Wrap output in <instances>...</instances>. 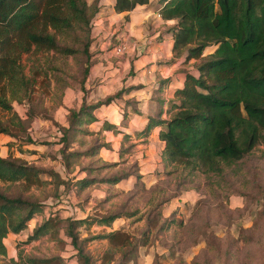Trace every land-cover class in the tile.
<instances>
[{"label":"trees","instance_id":"obj_1","mask_svg":"<svg viewBox=\"0 0 264 264\" xmlns=\"http://www.w3.org/2000/svg\"><path fill=\"white\" fill-rule=\"evenodd\" d=\"M146 2L114 0L112 7L116 12L126 11ZM97 9V0H0V110H10L22 132L31 115L27 114V125L22 124L24 120L13 111L12 101L28 102L36 82L42 92H47L49 69L57 71V76L50 74L61 94L63 87L70 85L66 77L74 78L73 72L64 68L70 56L78 68L77 81L83 91L92 57L91 20ZM158 13L163 19L175 20L170 28L172 52L184 53V61L193 58L196 70V74L184 70L182 85L174 89L168 102L167 117H148L140 131L147 134L151 127L159 126L157 136L163 141L160 173L173 175L174 189L163 193L161 185H145L136 162H126L125 154L132 148L127 133L121 135L118 160L106 161L98 155L100 147H109L108 141L86 124L96 119L95 108L119 97L126 88L94 101H86L83 95L77 107L67 108L65 125L45 117L56 124L63 175L20 156L0 155V255L6 253L4 238L24 229L28 220L43 209V200L56 196L61 185L65 189L73 187L79 194L93 185L107 189L132 176L128 190L134 191L136 186L146 190L142 201L148 207L145 214L136 215L138 207L126 209L124 202L120 209H103L107 194L98 201L102 208L97 212L83 217H60L49 212L26 236V241L46 235L63 243L61 230L77 264H95L96 258L85 245L94 239L105 240L97 255L98 264H124L133 258L128 255L131 250L149 242L153 229L167 226L170 219L161 217V208L182 188L184 177L220 173L224 165L240 161L256 144H264V0H164ZM42 54L41 62L38 55ZM101 127L116 129L105 121ZM0 132L17 137L1 121ZM86 134L90 137L85 138ZM23 139L33 142L27 132ZM74 169L83 175H69ZM49 183L52 192L46 193ZM142 215L144 227L137 236L119 228L88 230L85 236H79L80 226H110L118 217L133 221ZM17 257L15 261L25 264L64 263L58 253L38 256L19 252Z\"/></svg>","mask_w":264,"mask_h":264},{"label":"rangeland","instance_id":"obj_2","mask_svg":"<svg viewBox=\"0 0 264 264\" xmlns=\"http://www.w3.org/2000/svg\"><path fill=\"white\" fill-rule=\"evenodd\" d=\"M123 31L114 32L109 39L110 43H114L112 38ZM119 36L120 39L124 37L123 34ZM119 43H124V40ZM135 43L137 46L140 44L138 40ZM116 44L118 43L115 42L111 48L113 49ZM43 55H38L41 62ZM68 61L69 64L64 68L73 72L74 78L66 77L70 85L63 87L61 94L58 93L59 88L54 86L51 75L53 73L57 76V71L49 69L50 83L47 92H42L39 82H36L29 103L25 99L11 103L13 111L24 120L22 124L27 125V114L31 115L27 127L30 126L29 132L36 141L38 152L31 155L22 151L23 148L27 149L21 146L27 127L25 132H22L19 129L20 124L18 126L15 123L16 118L11 115L10 110H0L1 123L17 134L16 140H12V144L7 149L5 144L0 143L1 154H20L27 160L35 161L37 165L43 167L53 165L55 169H60V165L56 162L59 146L56 124L52 121L48 122L45 117L55 118L57 121L62 119L64 109L69 108L67 106L77 107L81 101L79 97L81 99L83 95L85 98L92 96L90 90L101 79L98 75L99 68L93 81H89L90 71L92 73L97 69L93 67L94 57H91L82 91L77 81L78 68L71 56ZM193 62L192 60L188 63V66L193 68ZM24 63L26 64V61ZM56 64L59 65V62ZM103 88L106 90L108 86L105 84ZM84 137L90 136L86 134ZM42 152H45V157L42 156ZM145 157L142 154L139 159L142 170L147 171L143 177L145 185L158 184L164 187L163 193L172 192L175 186L172 183L175 179L173 175L165 177L164 173L159 174L161 169L156 157L148 159ZM182 184L177 194L161 208V217L170 219L167 221V226L163 229H153L149 242L131 250L128 255L133 258L124 264H264V144H256L240 161L224 165L220 173H193L184 177ZM130 185L131 179H127L120 181L116 186H106L107 189L104 185H93L79 194L75 193L73 187L65 189V186L61 185L56 196H49L43 200L42 208L45 209L44 214L56 212L60 217H83L97 212L102 207L108 210L120 209L123 207L121 203L124 202L126 209L138 207L139 212L136 215L143 212L145 214L148 207H145L142 201L146 198V190L136 186L135 190L131 191L128 190ZM45 187L46 193L52 192L51 183ZM107 194L109 198L102 202L101 207L98 201ZM39 217L36 223L40 221ZM131 220L130 217L121 216L109 227L123 229L137 236L144 227L143 215L141 219ZM78 230L79 236L83 237L88 230L98 232L105 230V226L92 223L88 229L80 226ZM59 232L63 243L49 239L46 235L26 241V236L29 234L27 230L9 233L8 236L11 237L7 241L8 236L4 238L6 253L0 255V264H25L15 261L19 252L38 256L58 253L64 257L63 264H77L68 238L61 233V230ZM105 244V240L98 239L86 243L85 248L96 258L95 264L99 263L97 255Z\"/></svg>","mask_w":264,"mask_h":264},{"label":"crops","instance_id":"obj_3","mask_svg":"<svg viewBox=\"0 0 264 264\" xmlns=\"http://www.w3.org/2000/svg\"><path fill=\"white\" fill-rule=\"evenodd\" d=\"M163 1L147 0L146 3L136 4L130 10L116 12L112 7L114 0H97L98 9L91 20L92 42L89 50L92 52V57H94L93 67L97 69L92 73L90 71L91 78L89 81H93V77L97 74L99 68L98 75L101 79L94 88L91 87L90 91L93 95L89 97L92 98L91 101H94L113 93L121 87H125L126 90L119 97L95 108L93 114L96 119L87 123L86 126L94 132L99 130L104 136V140L108 141L109 147L102 146L98 150V155L106 161L119 159L120 138L123 133H127L132 148L129 153L125 154L126 162H136L144 183L143 177L147 171L141 168L140 156L144 154L146 159L155 156L162 170L160 151L163 147V141L157 136L159 129L157 125L151 127L147 134L140 131L145 127L148 117H167L168 102L173 98L174 89L181 87L184 70L196 74V70L188 66V63L194 61L193 58L184 61V53L174 54L172 52L170 28L175 20L160 17L158 10ZM117 30H124V33L119 32L112 38L114 43L124 40L125 49L122 54H113L111 47L114 43H110L109 40ZM122 34L124 37L120 39L119 35ZM137 40L140 42L138 46L135 43ZM105 84L108 86L106 90L103 88ZM89 97H86L88 101L91 99ZM66 111L67 109H64L62 119L57 121L54 118V120L61 125H65ZM47 121L49 122L48 119ZM104 121L114 124L119 132L116 129H102L101 125ZM29 128L30 126L27 127V134L33 142L22 140L21 146L27 147V149L23 148L24 153L33 155L38 150H36V141L31 136ZM16 138L0 132V143L5 144L6 149L12 144V140L14 141ZM7 154L0 153L1 156ZM11 155L22 157L20 154ZM42 156L45 157V152H42ZM57 158L56 162L60 165V169L56 170L62 173L58 152ZM30 162L37 164L33 160ZM46 163H48L47 160ZM51 167L55 169L53 165ZM73 174H75V178H78L83 175V172L77 173V169H74L69 175ZM127 179H131L132 184V176L120 181ZM44 213V208L35 213L22 230L30 232L39 216L40 220L47 216V212ZM109 228V226H105V230H109ZM10 237L8 236L6 241Z\"/></svg>","mask_w":264,"mask_h":264},{"label":"built area","instance_id":"obj_4","mask_svg":"<svg viewBox=\"0 0 264 264\" xmlns=\"http://www.w3.org/2000/svg\"><path fill=\"white\" fill-rule=\"evenodd\" d=\"M125 49V46L123 43H118L113 47V53L114 54H121Z\"/></svg>","mask_w":264,"mask_h":264}]
</instances>
